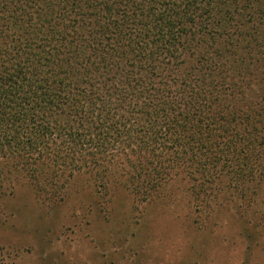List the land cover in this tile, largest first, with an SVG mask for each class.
<instances>
[{
    "label": "trees",
    "instance_id": "obj_1",
    "mask_svg": "<svg viewBox=\"0 0 264 264\" xmlns=\"http://www.w3.org/2000/svg\"><path fill=\"white\" fill-rule=\"evenodd\" d=\"M264 0H0V165L62 202L117 170L141 202L184 175L204 197L264 185ZM192 192V193H193Z\"/></svg>",
    "mask_w": 264,
    "mask_h": 264
},
{
    "label": "rangeland",
    "instance_id": "obj_2",
    "mask_svg": "<svg viewBox=\"0 0 264 264\" xmlns=\"http://www.w3.org/2000/svg\"><path fill=\"white\" fill-rule=\"evenodd\" d=\"M255 59L246 105L264 96V58ZM117 172L106 190L76 175L48 204L0 165V264H264L263 184L246 201L225 180L198 197L179 173L141 202Z\"/></svg>",
    "mask_w": 264,
    "mask_h": 264
}]
</instances>
